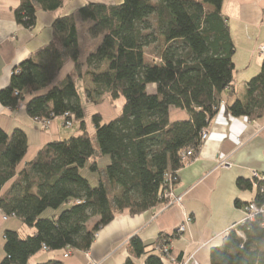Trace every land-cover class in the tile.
<instances>
[{"label": "trees", "instance_id": "16d2710c", "mask_svg": "<svg viewBox=\"0 0 264 264\" xmlns=\"http://www.w3.org/2000/svg\"><path fill=\"white\" fill-rule=\"evenodd\" d=\"M18 1L15 19L27 29L35 26L38 9L55 12L65 3ZM224 1L90 2L53 20L52 40L14 68L8 85L0 89V103L11 109L23 103L25 112L44 126L74 114L79 133L45 144L18 171L28 149L27 134L20 128L11 134L0 128V211L33 229L24 236L4 231L5 256L0 264H27L42 249L88 251L98 232L117 215L163 209L168 203L163 197L166 174L175 175L194 160L202 146V130L226 98L234 97L225 107L235 117L264 116V62L241 90L234 84L235 47ZM78 21L91 23L88 37L100 38L87 55L85 70L80 62ZM150 48L158 54L150 53ZM68 60L75 63L77 75L92 79L93 90H85L88 100L95 102L104 95L111 101L123 98L114 119L105 121L98 112L92 115L99 150L109 157L104 179L96 186L80 174L89 162L92 171L101 170L78 89L71 75L55 82ZM150 85H155L154 93L149 92ZM172 107L185 110L189 118L170 121ZM187 151L193 154L183 159ZM263 184L264 174L239 178L240 190L255 186L256 194L252 201H237V206L250 202L264 206ZM60 208L42 217L47 209ZM169 238L160 235L154 244L145 245L133 235L129 249L135 258L144 257L145 264H164V247L175 258ZM209 255L210 264H264V213L232 228ZM40 264L63 263L50 259ZM123 264L136 263L126 258Z\"/></svg>", "mask_w": 264, "mask_h": 264}, {"label": "crops", "instance_id": "0c3cea01", "mask_svg": "<svg viewBox=\"0 0 264 264\" xmlns=\"http://www.w3.org/2000/svg\"><path fill=\"white\" fill-rule=\"evenodd\" d=\"M122 1L65 0L64 6L55 12L38 9L35 26L27 29L15 19L14 11L19 1L0 0V89L8 85L15 67L52 40V22L56 17L75 13L90 2L119 4ZM204 7L209 12L213 11L210 5ZM223 13L235 47L234 84L241 90L247 80L259 73L264 62V56L258 51L260 46H264V0H225ZM90 25L78 21L80 62L84 70L87 55L100 43V38L87 36ZM68 75L72 78L76 76L82 82L84 93L85 90H93L92 79L77 75L72 60L66 62L55 82H60ZM75 85L79 92L81 88L76 82ZM148 90L154 93L155 85H150ZM233 99H225L209 123L207 141L194 160L177 172L178 178L172 188L175 195L183 196L180 204H172L164 209L152 208L134 216L119 214L98 232L88 251L42 249L27 264H40L50 259L59 260L63 264H123L126 258L133 259L136 264H145L144 257L135 258L129 249L128 240L133 235H137L145 245L154 244L160 235H169L168 246L175 258L180 256V260L176 259L173 263L165 261L164 264H179L192 255L200 264H210V249L219 246L225 232L237 226L244 217V211L237 206V201L239 204L252 201L256 194L255 186L249 190H240L236 185L237 180L251 179L253 172L264 174V116L256 120L233 116L225 107ZM88 104H92L93 111L100 113L105 121L114 119L122 106L120 98L111 101L107 95L95 102L86 97V104L82 103L83 108L87 110ZM188 118V113L183 109L172 107L169 110L170 121ZM75 124H78L77 121L73 126ZM0 128L8 134L20 128L27 134L28 149L17 167L18 171L45 144L76 135L63 126L59 117L44 126L25 110L4 107L1 103ZM86 128H89L87 122ZM222 161H226V164L219 166ZM11 182L5 185L4 190ZM58 212L53 211L49 215ZM3 216L0 211V261L5 256V230L18 231L23 236L33 232L20 219L12 216L4 219ZM187 217L190 221L185 232L177 233L176 228Z\"/></svg>", "mask_w": 264, "mask_h": 264}, {"label": "built area", "instance_id": "2783aa9c", "mask_svg": "<svg viewBox=\"0 0 264 264\" xmlns=\"http://www.w3.org/2000/svg\"><path fill=\"white\" fill-rule=\"evenodd\" d=\"M259 53H261L264 56V46H260L258 49ZM13 72V71H12ZM12 74V73H11ZM221 106H223V103L221 104ZM24 104L23 103H19L17 109H21L24 110ZM60 119L63 121V125L67 128L72 127L74 121H75V115L74 114H64L62 117H60ZM209 128H205L202 130L201 132V136H200V141H201V145H203L208 138V134H209ZM193 153L192 151H187L186 154L183 156V159H186V157L191 156ZM226 164V161H222L219 163V166H223ZM258 175L257 172H253V176ZM177 178V174L173 175V174H166V181L168 184V188L167 190L164 192L163 197L165 199L168 200V203L165 205L164 208L168 207L169 205L172 204H180L182 201L183 196L182 195H175L173 192V183L176 181ZM260 191L262 193H264V184L261 186ZM163 208V209H164ZM244 211V217L241 220V222L239 224H243L246 221H253L254 218L259 215V214H263L264 213V206H258L255 202H250L249 204H246L243 208ZM4 219H6V216H3ZM190 218H185V220L183 221V223H181L177 228H176V232L177 233H184L186 230V225L189 223ZM235 227V226H234ZM234 227H230L229 230H227L225 232V235ZM238 234L242 237L243 233L242 232H238ZM164 252L166 253V256L164 258V261H169V262H176V259L174 257H172L171 255H169L168 252V247H164ZM68 254L65 255V257H67ZM179 264H200V262L198 261V259L192 255L190 256L188 259L180 262Z\"/></svg>", "mask_w": 264, "mask_h": 264}, {"label": "rangeland", "instance_id": "374dc122", "mask_svg": "<svg viewBox=\"0 0 264 264\" xmlns=\"http://www.w3.org/2000/svg\"><path fill=\"white\" fill-rule=\"evenodd\" d=\"M148 51L150 53H153V54H158L157 50L154 48H150V49H148ZM73 78H74L75 82L77 83L78 87L81 88L79 90V96L82 100L83 105H85L86 104V96H85L84 90L82 88L83 84H82V82L79 81V79L76 78V76H73ZM120 102L123 104V98L122 97L120 98ZM88 105L89 106H88L87 110L84 108L85 121L87 122V124L89 126L88 131L90 130L89 133L92 137L93 147L95 149V154H96L95 159L97 161L98 168L101 171L100 172L92 171L90 169V162H89L84 167L80 168V174L84 178H86L90 182L91 185L96 186V185H98L100 179H104V172L103 171H104L105 166L109 163V157L107 155L102 154L99 150V145H98V142H97L96 136H95L94 125L92 123V115L94 114L95 111H93L92 104H88ZM78 127H79V124H75L74 126L72 125V127L68 128V129L71 130L72 134H77L78 133ZM61 210H62V208L58 209V211H61ZM53 211H55V210L47 209L43 213L42 217L48 216Z\"/></svg>", "mask_w": 264, "mask_h": 264}, {"label": "clouds", "instance_id": "9594fccd", "mask_svg": "<svg viewBox=\"0 0 264 264\" xmlns=\"http://www.w3.org/2000/svg\"><path fill=\"white\" fill-rule=\"evenodd\" d=\"M14 70V69H13Z\"/></svg>", "mask_w": 264, "mask_h": 264}]
</instances>
